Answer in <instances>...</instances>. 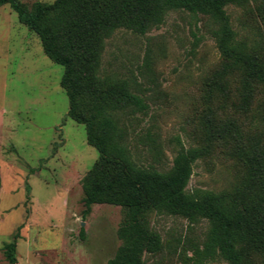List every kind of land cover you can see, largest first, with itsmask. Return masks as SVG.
I'll return each instance as SVG.
<instances>
[{"label":"rangeland","instance_id":"obj_1","mask_svg":"<svg viewBox=\"0 0 264 264\" xmlns=\"http://www.w3.org/2000/svg\"><path fill=\"white\" fill-rule=\"evenodd\" d=\"M31 8L36 1L20 0ZM255 3L225 9L240 37L250 43L264 32ZM209 16L172 10L163 24L145 34L118 29L106 40L101 75L130 79L144 99L143 111L123 115L136 160L169 168L180 143L204 150L187 189L231 190L244 172L224 141V124L243 132L259 129L251 115L235 110L238 76L217 77L223 59ZM64 66L45 52L40 38L19 20L10 5L0 6V264L10 263L3 245L17 239L15 264H107L122 240L125 208L95 203L85 216L82 179L98 159L86 127L68 115L69 98L61 86ZM217 80V82L215 81ZM264 98L258 85L251 113ZM156 138L163 154L149 148ZM164 247L145 253L146 264H180L169 241L201 240L206 220L190 224L178 215L147 214ZM83 228V232L82 229ZM255 264H261L256 257Z\"/></svg>","mask_w":264,"mask_h":264},{"label":"trees","instance_id":"obj_2","mask_svg":"<svg viewBox=\"0 0 264 264\" xmlns=\"http://www.w3.org/2000/svg\"><path fill=\"white\" fill-rule=\"evenodd\" d=\"M255 3L253 11L264 24V0H54L36 1L31 8L20 0H0L38 35L44 52L64 66L61 86L69 98L68 115L86 127L87 141L98 159L82 179L85 216L95 203L120 205L125 218L122 240L107 264H146L144 254L164 244L150 226L147 214L178 215L190 224L206 220L201 240L177 237L167 243L180 264H264V98L251 113L258 85L264 86V32L250 43L233 28L225 7ZM172 10L203 14L217 22L213 35L223 59L217 77L238 76L235 110L249 115L261 128L243 132L235 121L224 124L223 140H233L232 153L244 167L231 190H188L193 165L204 150L180 143L169 168L136 160L123 115L143 111V97L130 79L101 75L106 40L118 29L145 34L164 23ZM219 79H215L217 82ZM151 137V136H150ZM150 149L160 160L156 138ZM83 232V228L81 229ZM17 231L3 245L5 258L17 263Z\"/></svg>","mask_w":264,"mask_h":264}]
</instances>
